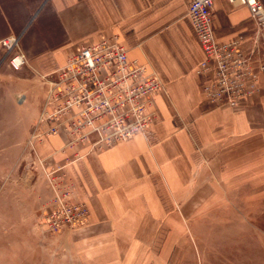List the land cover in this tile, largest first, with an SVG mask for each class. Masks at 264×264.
I'll return each mask as SVG.
<instances>
[{"label":"crops","instance_id":"0c3cea01","mask_svg":"<svg viewBox=\"0 0 264 264\" xmlns=\"http://www.w3.org/2000/svg\"><path fill=\"white\" fill-rule=\"evenodd\" d=\"M190 1L48 0L50 45L14 72L37 82L81 47L116 37L129 60L162 82L156 122L143 133L101 149L91 141L71 147L64 132L28 141L42 162L67 169L89 208L79 230L84 264H167L195 218L241 192L264 196V75L236 109L206 103ZM213 27L220 42L255 31L249 9L225 0L215 3Z\"/></svg>","mask_w":264,"mask_h":264},{"label":"rangeland","instance_id":"374dc122","mask_svg":"<svg viewBox=\"0 0 264 264\" xmlns=\"http://www.w3.org/2000/svg\"><path fill=\"white\" fill-rule=\"evenodd\" d=\"M47 1L0 0V264H84L79 230L89 224V208L67 169L42 162L28 142L45 100L44 75L23 81L1 43L20 36L16 51L37 60L50 45ZM258 42L264 61V38ZM241 193L195 218L167 264H264V196ZM77 204L86 217L70 209Z\"/></svg>","mask_w":264,"mask_h":264},{"label":"built area","instance_id":"2783aa9c","mask_svg":"<svg viewBox=\"0 0 264 264\" xmlns=\"http://www.w3.org/2000/svg\"><path fill=\"white\" fill-rule=\"evenodd\" d=\"M217 0H191L188 17L205 53L195 73L202 78L201 93L215 107L238 108L256 95L264 75L258 59V39L264 32V0H225L249 9L255 31L228 42L216 39L213 10ZM20 36L1 41L8 52V65L20 72L28 58L16 51ZM45 100L33 138L64 132L69 145L89 142L97 149L111 146L149 129L157 119L154 98L162 90L160 78L129 60L126 48L116 37L81 47L60 69L43 77ZM67 209V206H63ZM82 204L70 209L86 217ZM69 208V207H68Z\"/></svg>","mask_w":264,"mask_h":264},{"label":"bare ground","instance_id":"6f19581e","mask_svg":"<svg viewBox=\"0 0 264 264\" xmlns=\"http://www.w3.org/2000/svg\"><path fill=\"white\" fill-rule=\"evenodd\" d=\"M46 137H48V136H46Z\"/></svg>","mask_w":264,"mask_h":264}]
</instances>
